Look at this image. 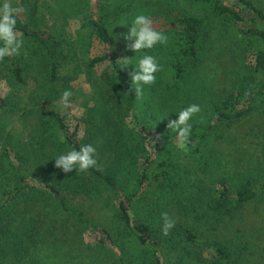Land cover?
Returning a JSON list of instances; mask_svg holds the SVG:
<instances>
[{
	"label": "trees",
	"instance_id": "1",
	"mask_svg": "<svg viewBox=\"0 0 264 264\" xmlns=\"http://www.w3.org/2000/svg\"><path fill=\"white\" fill-rule=\"evenodd\" d=\"M190 1L208 12L181 14L173 20L179 31L176 47L169 51V63L178 80L189 73L186 65L200 64L202 43L215 22L230 24L242 36L240 42L247 40L255 58L239 93L228 103L212 102L210 130L206 128L198 136L201 138L216 132L222 123L249 114L264 96V8L254 0ZM26 2L30 0L20 2L23 11L18 12L17 33L33 47V53H41L50 62L49 80L61 81L59 71L66 56L63 41L50 30L53 25L38 20L35 4L26 6ZM11 4L20 6L17 1ZM126 13L123 8L122 17L116 18H124ZM103 17L97 8L83 16V26L92 34L94 31L107 48L106 54L88 62L89 68L104 61L111 65L108 82L112 87L101 93L94 108V115L105 121L94 123L93 130L88 128L91 134L82 137L52 108L35 115L29 108L32 121L26 123L25 119L23 124L27 113L16 119L17 111L9 114L7 99L0 98V128L4 118L20 124V129L4 133L0 143V264H74L82 255L86 264L90 261L86 248L96 251V259L103 254L111 257L113 264H175L172 255L178 251L177 264H264V239L254 232L239 230L230 234L232 237L227 235L229 238H213L205 235L206 229L197 219L186 225L173 219L174 228L163 234V214L171 216L172 207L183 206L190 199L183 197L189 195L187 191L182 192L189 184L173 179L170 160L157 158L163 146L153 145L149 128L134 112L131 78L112 52L109 13ZM257 20L263 27L252 25ZM3 59L11 71L8 82L14 87L26 85L22 54ZM36 89L32 88L31 94ZM119 100L125 105L120 107ZM88 143L98 147L96 168L76 174L55 166L54 159L60 154ZM263 195L264 180L247 181L236 189L213 188L209 206L223 226L222 221L241 214L246 205L261 201ZM88 200L104 202L111 212L106 224L89 215ZM231 225L225 226L229 229Z\"/></svg>",
	"mask_w": 264,
	"mask_h": 264
},
{
	"label": "rangeland",
	"instance_id": "2",
	"mask_svg": "<svg viewBox=\"0 0 264 264\" xmlns=\"http://www.w3.org/2000/svg\"><path fill=\"white\" fill-rule=\"evenodd\" d=\"M14 1L19 2L18 9L23 11L21 0H9L10 3ZM254 1L264 8V0ZM30 2H26V6L35 4L38 20L44 19L47 24L53 25L50 30L63 41L66 56L65 59L62 58L59 71L62 80L56 82L49 80L50 62L41 53H33V47L17 33L23 41L20 54L23 65L27 67V84L12 86L8 82L11 72L9 66L3 62L4 59L0 60V98L7 99L12 111H9V114L17 111L18 119L21 114L27 113L23 120L24 124L25 119L26 123L32 121L28 113L29 108H33L32 115L52 108L61 114L72 130L78 129L82 137L91 134L87 132L88 128L92 127L93 130L94 123L98 122L101 125L105 121L103 117L94 115V108L101 101V93L112 87V82H108L111 65L104 61L89 68L88 62L94 57L106 54L107 48L94 31L92 34L90 28L83 26V16L96 8L101 17L109 13L108 22L114 35L112 52L123 65L122 60L134 59L136 55L128 48L129 42L124 38L131 27L130 22L136 14L147 13L151 16L154 27L167 35L168 41L166 45H157L151 50H146L148 54L159 59L162 71L157 74L156 83L145 89L144 97L141 100L136 99L134 112L149 128L148 133L153 145L163 146L157 158L172 162L173 179L178 178L189 184L185 188L188 190L183 189L182 192L187 191L185 194L189 195L183 197L190 199L183 202V206L172 207L169 210L170 217L175 219L176 223L184 225L197 219L200 221V227H205V235L213 238L216 236L222 239L225 235L229 238L241 230L246 233H257L256 235L264 239V234L261 233V229H264V198L261 201L250 202L241 214L226 218V221H222L223 226L221 222H217V217L213 215L209 206L211 199L209 194L213 188L236 189L247 181L256 183L264 180V96L255 104L254 110L241 119L224 122L216 132L213 133L212 130L207 132L205 137H198L212 123V102L228 103L232 95L239 93V86L245 82L249 67L255 61L252 50L247 48V40L240 42L242 36L230 24L215 22L214 29L210 30L202 43L204 51L198 59L200 64L196 67L186 65L189 73L185 74V79L178 80L169 63V51L176 47L178 40L176 32L179 31V28L173 25V20L181 14L195 15L208 12V9L194 1L30 0ZM22 7L24 8L25 4ZM123 8L127 16L117 19L122 17L120 13ZM118 9L119 15L116 18L114 12L116 13ZM252 25L263 27V22L257 20ZM124 67L130 77L134 65ZM41 86L46 89L45 92ZM34 87L37 89L31 94ZM64 90L73 92L70 98L71 108H66L62 103L61 96ZM106 96L110 98V93L106 92ZM190 104H199L201 111L193 117L192 132L187 140H184L176 131L168 128V121L176 119L179 110ZM123 105L125 102L119 106ZM167 116L170 117L166 118ZM127 121L132 125L131 117H128ZM16 122L4 118L0 128V143L4 133L15 128L20 129V124ZM96 149L98 151V147ZM86 206L89 215L101 223L106 224L111 216L104 202L88 200ZM226 223L232 224L229 229L226 228ZM179 252L171 253L172 263L177 264ZM86 254L90 259L86 264H113L112 258L105 254L96 259V251L89 248H86ZM73 263L83 264V255L82 258H76Z\"/></svg>",
	"mask_w": 264,
	"mask_h": 264
},
{
	"label": "clouds",
	"instance_id": "3",
	"mask_svg": "<svg viewBox=\"0 0 264 264\" xmlns=\"http://www.w3.org/2000/svg\"><path fill=\"white\" fill-rule=\"evenodd\" d=\"M19 9L14 7L9 0H0V60L5 57L19 55L23 47V41L17 35V17ZM128 24V23H122ZM131 27L124 37L129 43L128 48L136 53L134 59H124L123 66L134 65L130 73L131 94L137 100L144 97L145 89L154 85L157 81V74L162 71L159 59L148 51L157 45H166L167 35L154 27L151 16L147 13L136 14L131 22ZM140 54V55H138ZM122 66V67H123ZM71 90H64L61 96L63 105L66 108L72 107ZM201 111L199 104H190L179 110L176 119H169L168 128L177 132L178 136L187 140L190 136L193 124V117ZM170 116H167L168 118ZM165 118V119H166ZM97 149L91 143L81 144L79 148H72L55 158V166L69 173L73 170L77 173L86 172L96 168L98 161L96 158ZM175 221L168 215L163 214V234L168 235L174 228Z\"/></svg>",
	"mask_w": 264,
	"mask_h": 264
}]
</instances>
